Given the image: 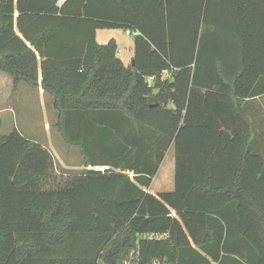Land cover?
<instances>
[{
	"label": "trees",
	"instance_id": "trees-1",
	"mask_svg": "<svg viewBox=\"0 0 264 264\" xmlns=\"http://www.w3.org/2000/svg\"><path fill=\"white\" fill-rule=\"evenodd\" d=\"M59 1L0 0V71L106 168L0 135V264H264V157L240 107L264 92V0ZM100 28L134 33L133 64ZM169 146L174 189L153 195Z\"/></svg>",
	"mask_w": 264,
	"mask_h": 264
},
{
	"label": "rangeland",
	"instance_id": "rangeland-1",
	"mask_svg": "<svg viewBox=\"0 0 264 264\" xmlns=\"http://www.w3.org/2000/svg\"><path fill=\"white\" fill-rule=\"evenodd\" d=\"M102 35H112L117 40H119V42H121V40H129V37L125 36L123 34V31L120 29H113L109 31L103 30L102 32H100L99 40L101 42L103 41V39L101 38ZM19 89L20 90L17 92V96H13L12 98L7 93V88L6 90L4 89V93H0V109H3L0 110L3 112L0 113V135H5L9 133L13 128H16L25 137L44 144L53 154L55 158L56 167L59 170L79 171L81 167L76 166V164L79 165L80 163V155L78 154V151L74 147H71L69 150H67L66 144L64 143L56 127L54 126L56 122L57 113L52 106V99L48 97L44 98V96L39 95L35 89L28 86L24 82L20 83ZM250 110L251 109L248 110V114H250ZM256 113H258L259 118L254 119L257 121H263V124L261 125L260 123V125H257L255 122L252 121L254 123L253 128L256 127L258 131L264 130V107L263 109L258 107V111ZM258 131L254 130V133L256 134ZM262 134L263 139L261 140L260 148L262 151H264V133ZM47 142H49L50 145H48ZM258 153L264 156L263 152ZM59 161H62L64 164L72 163L73 165H75V167L71 169L62 168L59 164ZM167 164L171 165V175H173L172 148H170L165 155L164 161L161 166V171L164 170ZM105 168L106 166L94 167V169L98 170H102ZM99 264L104 263L100 262ZM121 264L133 263H131V259L130 257H128Z\"/></svg>",
	"mask_w": 264,
	"mask_h": 264
},
{
	"label": "crops",
	"instance_id": "crops-1",
	"mask_svg": "<svg viewBox=\"0 0 264 264\" xmlns=\"http://www.w3.org/2000/svg\"><path fill=\"white\" fill-rule=\"evenodd\" d=\"M113 29L122 30L123 34L125 36L129 37V40L128 41L121 40V42H119V40H117L112 35H107V36H103L102 35L101 38L103 39V41L101 42L99 40L100 32H102L103 30H108L109 31V30H113ZM124 31L125 30L123 28H100V29L96 30L95 38H96L97 43H99V44H103V43L105 44L106 42H108V40L114 39L116 44H117V53H116V55L122 61V63L126 66V65H131L132 64V56H133V52H134L133 51V37H134V35L133 34H126ZM40 79H41V76L39 75V80ZM262 81H264V80H262ZM20 83L21 82H19L16 85V87L13 88L12 87L11 78L8 75H6L5 73L0 71V93H4V89L6 90V88H7V93L9 94V96H11V98L13 96L16 97L17 96V92L20 90L19 89ZM35 90L37 91V93L39 95L44 96V98L48 97V98L52 99V97L50 95L44 94L43 89L40 86L37 89H35ZM52 106H53V103H52ZM240 107H241L243 113L248 118V120L251 122V130H252L251 147H252V149L255 152L258 151V152H263L264 153V151H262L261 148H260L261 147V140L263 139V134L262 133H264V130L258 131V129L256 127L253 128L254 127V123L253 122H255L257 125H260V123H261V125L263 124V121H261V120L257 121L254 118H259L258 113H256L258 111V107L261 108V109H263V107H264V92H261L260 94L255 95V96L250 97V98L242 99V101L240 102ZM249 109H251L250 112H249L250 114H248V110ZM0 110H3V109H0ZM0 113H3V112L0 111ZM261 114H263V113H261ZM254 130L258 131V132L255 134ZM47 143H48V145H50L49 142H47ZM40 144L42 146L46 147L44 144H42V143H40ZM66 148H67V150H69L71 147L66 145ZM170 148H172V150H173V175H171V165L170 164H167V166H165L164 170L161 171V169H162L161 166H162V163L164 161L165 155H166L167 151ZM165 155H164L162 161L159 164V167L157 169L156 174L152 177L150 185L147 188H145V190L147 192H149V193H151L153 195H156L157 193L163 192V191H172L174 189V149H173L172 146H169V148L165 152ZM79 160H80V163H79V165L76 164V166L77 167H81V169H84V168L94 169V167H97V166H90V165L86 167V166H84L82 164L81 157H79ZM59 164H60V166L62 168H66V169H68V168L71 169V168L75 167V165H73L72 163L64 164L62 161H59Z\"/></svg>",
	"mask_w": 264,
	"mask_h": 264
},
{
	"label": "built area",
	"instance_id": "built-area-1",
	"mask_svg": "<svg viewBox=\"0 0 264 264\" xmlns=\"http://www.w3.org/2000/svg\"><path fill=\"white\" fill-rule=\"evenodd\" d=\"M62 1H64V0H60L59 2H62ZM126 34H134V33H132L129 29H126L125 31H124ZM151 79H152V77H148L147 78V82H148V84L151 82ZM103 170V169H102Z\"/></svg>",
	"mask_w": 264,
	"mask_h": 264
},
{
	"label": "water",
	"instance_id": "water-1",
	"mask_svg": "<svg viewBox=\"0 0 264 264\" xmlns=\"http://www.w3.org/2000/svg\"><path fill=\"white\" fill-rule=\"evenodd\" d=\"M58 4L60 5V4H61V2H59ZM132 64H133V62H132Z\"/></svg>",
	"mask_w": 264,
	"mask_h": 264
}]
</instances>
